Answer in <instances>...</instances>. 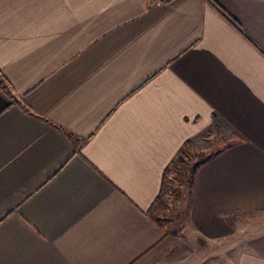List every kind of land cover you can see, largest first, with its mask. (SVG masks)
<instances>
[{"label":"crops","instance_id":"crops-1","mask_svg":"<svg viewBox=\"0 0 264 264\" xmlns=\"http://www.w3.org/2000/svg\"><path fill=\"white\" fill-rule=\"evenodd\" d=\"M0 264H264V0H0Z\"/></svg>","mask_w":264,"mask_h":264},{"label":"rangeland","instance_id":"rangeland-1","mask_svg":"<svg viewBox=\"0 0 264 264\" xmlns=\"http://www.w3.org/2000/svg\"><path fill=\"white\" fill-rule=\"evenodd\" d=\"M192 163L193 161L188 160L187 157L175 171L169 169L167 172L165 188L156 206L155 214L169 230L175 228L177 231L181 228L184 212L183 196L188 187V174L184 172V169ZM184 173L185 175H183ZM217 255L219 258L222 257L224 262L234 260L235 256V254L231 253ZM197 256H200L201 260H210L215 258L216 254L207 252L205 254H197Z\"/></svg>","mask_w":264,"mask_h":264},{"label":"trees","instance_id":"trees-1","mask_svg":"<svg viewBox=\"0 0 264 264\" xmlns=\"http://www.w3.org/2000/svg\"><path fill=\"white\" fill-rule=\"evenodd\" d=\"M209 155H210V154L206 155L205 157H209ZM183 160H184V159H183V156H179V158H178L177 161H176V162H177V163H176V166H178V162H179V163H183ZM189 167H190V166H189Z\"/></svg>","mask_w":264,"mask_h":264}]
</instances>
